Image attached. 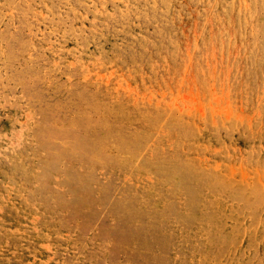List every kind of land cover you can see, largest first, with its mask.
<instances>
[{
	"label": "rangeland",
	"instance_id": "1",
	"mask_svg": "<svg viewBox=\"0 0 264 264\" xmlns=\"http://www.w3.org/2000/svg\"><path fill=\"white\" fill-rule=\"evenodd\" d=\"M0 264H264V0H0Z\"/></svg>",
	"mask_w": 264,
	"mask_h": 264
}]
</instances>
